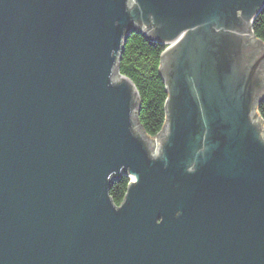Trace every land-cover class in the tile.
<instances>
[{"label": "water", "instance_id": "water-1", "mask_svg": "<svg viewBox=\"0 0 264 264\" xmlns=\"http://www.w3.org/2000/svg\"><path fill=\"white\" fill-rule=\"evenodd\" d=\"M263 8L0 0V264H264ZM133 33L164 47L154 138L119 70Z\"/></svg>", "mask_w": 264, "mask_h": 264}, {"label": "trees", "instance_id": "trees-1", "mask_svg": "<svg viewBox=\"0 0 264 264\" xmlns=\"http://www.w3.org/2000/svg\"><path fill=\"white\" fill-rule=\"evenodd\" d=\"M252 30L264 44V8L255 19ZM163 51V46L133 33L125 44L119 63L120 74L130 79L137 90L140 99L138 119L150 138L159 134L165 123V103L168 95L159 73ZM258 113L264 124V101L259 104ZM129 182V178L123 176L111 187L110 197L116 206L122 204Z\"/></svg>", "mask_w": 264, "mask_h": 264}, {"label": "bare ground", "instance_id": "bare-ground-1", "mask_svg": "<svg viewBox=\"0 0 264 264\" xmlns=\"http://www.w3.org/2000/svg\"><path fill=\"white\" fill-rule=\"evenodd\" d=\"M157 136V135H156Z\"/></svg>", "mask_w": 264, "mask_h": 264}]
</instances>
